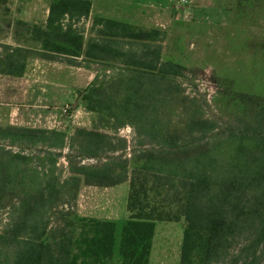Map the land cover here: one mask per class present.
Masks as SVG:
<instances>
[{"label": "trees", "instance_id": "obj_1", "mask_svg": "<svg viewBox=\"0 0 264 264\" xmlns=\"http://www.w3.org/2000/svg\"><path fill=\"white\" fill-rule=\"evenodd\" d=\"M91 9V0H50L45 22L30 27L29 39L36 46L0 43V74L22 76L30 56L86 68L90 63L119 61L128 71L124 98L117 105H106L107 114L117 120L133 112L140 120L136 124L143 127V138L149 140L134 147L138 151L129 177L128 215L117 249L120 264H148L156 222L181 217L185 228L180 264L220 260L237 234L243 235L241 247L229 264H264L259 252L264 243V122L223 129L235 142L225 162L219 157V145L184 153L186 142H180L177 131L160 130L156 139L155 122L141 119V104L151 95L162 96L163 81L182 76L185 67L162 60L165 33L155 27L95 16L92 35L85 41L79 22ZM93 83L80 98L88 110L99 111L91 103ZM248 98L264 112V98ZM186 128L192 138L194 133L221 132L214 121L204 118H191ZM66 143L64 130L0 125V205L11 186L24 195L14 222L0 231V264H74L72 238L50 241L43 212L58 202L64 190L75 198L81 182L112 186L128 179L126 138L82 127L75 133L72 151L64 152ZM60 158L68 162L67 176L61 172ZM245 196H249L246 203ZM93 222L92 233L82 238L81 254L91 259L87 264L110 258L116 246L115 222Z\"/></svg>", "mask_w": 264, "mask_h": 264}, {"label": "rangeland", "instance_id": "obj_2", "mask_svg": "<svg viewBox=\"0 0 264 264\" xmlns=\"http://www.w3.org/2000/svg\"><path fill=\"white\" fill-rule=\"evenodd\" d=\"M217 1L223 5L220 8L223 15H177L178 12L182 14L191 4L192 0H188L184 6L178 5L175 15H160L156 19L149 16L142 22L134 20L130 23L146 28L157 27L164 31L161 42L162 60L180 63L185 67L182 76L163 81L162 96L151 95L141 104V119L148 118L151 123L155 122L153 128L157 131L153 135L156 139L162 134L160 130L177 131L181 137L180 142H186L184 153L210 146L215 149L219 145V157L225 162L228 161L235 142L234 138H227L223 129L232 127L239 130L246 122L254 125L264 122V112L248 98L252 97L256 101L264 98V0ZM49 2L50 0H0V43L14 42L16 39L20 44L34 47L26 37V29L33 24L44 23ZM94 2L96 10L105 11L106 0ZM95 16L98 15H89L79 22L85 41L92 35ZM1 51L2 48L0 53ZM107 63H90L88 67L94 73L91 80L94 83L89 92L94 99L91 103L99 111L88 110L80 98L82 90L91 82L87 84L83 69L79 70V88L74 91L77 98L60 103L64 121L57 125V129L67 132L64 152L72 151L75 133L82 127L124 137L130 148L126 154L129 158L127 180L112 186L81 182L75 198H71L69 190H64L58 202L43 212L50 241L60 237L72 238V251L77 255L74 264H87L91 261L81 254L84 247L82 238L92 233L93 221L106 220L116 224L115 252L110 258L97 264L121 263L117 249L122 222L128 215L126 205L129 177L135 166L133 155L138 151L134 147L138 141L149 140L148 137L143 138V127L136 124H140V120L133 112L121 115L117 120L108 116L106 105L122 102L125 80L129 73L122 69L119 61ZM191 118L212 120L216 123V130L221 132L202 136L194 133L195 138H192L186 128V123ZM9 121L6 108L1 107L0 125H12ZM212 143L214 144L211 145ZM58 164L63 176L69 175L67 160L60 158ZM3 194L5 197L0 205V231L14 222L24 197L21 190L13 186ZM248 198L249 196H245L243 202H248ZM184 228L183 217L178 221H157L148 264H180ZM242 239L243 235L237 234L230 241L228 250L221 254L220 260L209 264H229L232 254H236L241 247ZM11 249L6 250L8 254ZM259 252L264 261V243Z\"/></svg>", "mask_w": 264, "mask_h": 264}, {"label": "crops", "instance_id": "obj_3", "mask_svg": "<svg viewBox=\"0 0 264 264\" xmlns=\"http://www.w3.org/2000/svg\"><path fill=\"white\" fill-rule=\"evenodd\" d=\"M91 1L90 15L127 22H142L149 16L156 19L160 15H175L178 11L176 0H106L103 12L96 10L94 0ZM222 6L217 0H192L188 8L177 15H223L220 11ZM47 11L48 7L43 22ZM26 30V37L29 38L30 27ZM32 43L36 46L35 42ZM8 44L20 45V41L15 39ZM80 69L84 70L88 84L94 76L92 70L35 56L27 59L22 76L0 74V108H6L9 124L57 129V125L64 121L60 103L63 100H72L73 97L77 98L74 91L79 88ZM58 102L59 104H56Z\"/></svg>", "mask_w": 264, "mask_h": 264}, {"label": "built area", "instance_id": "obj_4", "mask_svg": "<svg viewBox=\"0 0 264 264\" xmlns=\"http://www.w3.org/2000/svg\"><path fill=\"white\" fill-rule=\"evenodd\" d=\"M188 2V0H176L177 5H185Z\"/></svg>", "mask_w": 264, "mask_h": 264}]
</instances>
